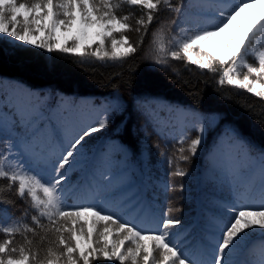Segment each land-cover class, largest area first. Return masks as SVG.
Masks as SVG:
<instances>
[{"label": "trees", "instance_id": "obj_1", "mask_svg": "<svg viewBox=\"0 0 264 264\" xmlns=\"http://www.w3.org/2000/svg\"><path fill=\"white\" fill-rule=\"evenodd\" d=\"M95 2L99 4V0ZM111 3H120V0H111ZM170 3L173 6L182 4L184 14L188 12L191 0H170ZM158 7L160 11L155 14L156 18L147 34L143 30L139 33L135 30L124 32L137 51L121 59L110 55L80 56L79 53L54 48L52 51L41 50L0 40V150L3 149L4 139L11 137L15 145L13 155H18L27 167L33 165L41 169L43 178L48 179L54 161L51 153L59 155L62 144H67L63 140V129L67 122L61 119L62 116L57 114L55 108L62 101H68L76 110L78 106L81 107L82 97L86 98L83 106L87 111L92 107L100 109L105 106L107 126L85 137L80 148L82 159L76 157L78 162L68 169V180L63 183L64 202L69 206L91 205L94 204V199L110 196L112 191L105 187V181L100 178L101 173L107 171L106 165L103 156L96 151L104 152L107 157L112 156L118 164L122 149H125L126 155L120 166L135 182L134 186L140 194L138 199L145 210L140 219L147 222H132L131 217L121 208L115 207L113 213L121 220L135 225L137 229L146 231L156 230L167 217L179 219L181 223L170 229L178 233L174 242L197 260L203 261V244L199 237L200 218L196 213L202 211L200 198L203 191L199 177L205 154L225 129L232 130L233 136L238 135L252 152L264 146V99L239 85L226 82L221 84L219 72L201 69L186 60H175L169 56L166 63H157V50L168 49V41L174 34L175 27L171 22L181 15L171 11L163 3ZM143 12L139 6H129L126 3H122L116 10L118 16L132 13L128 22L133 29L137 27L135 20ZM114 35L120 39L118 33ZM141 38L143 43H140ZM104 50L111 53L110 40L106 41ZM246 59L249 62L252 60L251 57ZM15 89H24L20 91L26 92V97L21 99L26 108L35 105L40 111V114L30 113L39 116L33 127H26L22 120L29 114L17 109L19 104L18 101L15 102ZM87 100L91 102L90 107H87ZM101 102L104 105H100ZM167 105L172 112L181 106L192 113L185 117V138L182 142L173 135L175 124L169 117L162 118ZM198 116L202 118L205 129L201 134L202 142L193 155L188 149L191 140L198 134ZM97 119L91 116L83 120L73 118L72 125L75 129L69 134V139L81 134L89 125L95 124ZM37 127L40 130L33 140H46L52 146L48 156L38 159L26 151L23 144L24 138L32 136ZM115 145H120L122 149L110 152V148ZM181 147L185 149L183 153L179 152ZM181 155L188 159H181ZM0 163L9 171L14 167V161L0 158ZM177 168L186 175H171ZM7 183L0 179V186ZM16 189L17 186H13L11 191L5 188L0 195V200L4 201L0 204V221L11 218L31 226V217L37 213L27 194L22 199L17 195ZM37 195L42 198V190L38 189ZM116 201L117 197H114V206ZM98 203L100 206L104 204L103 201ZM246 206L253 209L256 207L254 203ZM106 208L108 207L100 209L104 213H110ZM43 222L47 223L46 220ZM86 226L91 227V223L89 225L87 222ZM114 236L115 231H112V235L108 237L109 244ZM8 238L0 233V242ZM12 238L18 244L23 240L20 235ZM29 238H32L31 234ZM54 239V233L49 232L43 246L37 248L34 243L32 250L39 251L40 256H44L48 247H53L48 241ZM260 240L256 236L248 243H260ZM257 256L258 253L249 251L248 258L256 259ZM243 258L240 255L237 261ZM92 264L119 262L106 261L101 256L99 261L93 260ZM125 264H130V261Z\"/></svg>", "mask_w": 264, "mask_h": 264}, {"label": "snow or ice", "instance_id": "obj_2", "mask_svg": "<svg viewBox=\"0 0 264 264\" xmlns=\"http://www.w3.org/2000/svg\"><path fill=\"white\" fill-rule=\"evenodd\" d=\"M122 3L139 6L144 10L135 20L137 27L134 29L128 22L132 13L124 16L116 14ZM162 3L171 11L182 14L183 5L173 6L170 0H120V3L116 4L111 3V0H99L98 5L95 0H36L30 5L18 3L17 0H0V34L35 44L33 34L47 31L48 37L41 42L40 47H47L52 51L50 41L54 33L61 29L70 33L75 29L78 34L72 35L70 39L66 38L63 44L59 42L60 37L56 36L55 47L63 52L84 56L95 45L91 55H110L112 58L121 59L137 51V48L129 43V38L124 32L135 30L139 33L143 30L147 34L149 26L156 18L155 14L160 11L158 6ZM212 7L220 17V22L213 27H198L189 34L177 20H173L171 23L175 26L174 34L169 38V47L157 50L156 62L166 63L169 56L175 60L186 59L201 69L219 72V83L223 84L226 79L228 84L239 85L264 98V0H239L238 3L230 5L216 3ZM254 9L259 11L254 12ZM43 21L49 22L42 23ZM33 25L34 29L31 27ZM89 29H96L94 36L97 39L90 44L81 45V38L88 35ZM114 33L119 34V40ZM224 34H227V39L221 41L219 38ZM109 40L111 53L104 50L106 41ZM140 43H143V38ZM123 45H127L123 52L117 51L118 46ZM248 57L253 58L251 62L246 59ZM241 71L244 73L243 78L238 79ZM253 76L255 79L251 78ZM37 119L39 116L32 114L22 118L26 127H33ZM107 122L106 109L103 117L97 119L95 124L89 125L81 134L71 137L66 146L62 144L59 155L51 153L54 161L48 179L40 177L33 169L27 167L18 155H13L12 149L15 145L11 137L4 139L0 158L14 161V167L9 171L0 163V179L8 182L0 186V195L5 188L11 191L13 186H17V195L23 199L27 194L37 214L31 217V226L11 218L0 221V233L9 237L0 242V264H92L93 260L99 261L101 256L106 261H117L119 264H125L126 261H130V264H264V205H261V210L255 211L247 207L230 206L229 211L233 215L224 221L220 229L212 261L205 262L197 260L174 242L178 233L170 229L181 223L179 219L167 217L160 222L159 228L146 231L121 220L115 213L102 214L104 210L98 209L94 204H66L63 183L68 180V169L78 162L76 157L81 155L80 148L85 137L105 128ZM198 123V134L191 140L188 149L193 155L202 142L201 134L205 129L204 123ZM39 130L38 127L35 128L32 136L23 140L25 150L37 159L48 156L52 147L46 140H33ZM184 138L182 135L180 141ZM230 144L235 150L226 154L221 172L229 182L244 181L251 185L257 180L254 164L258 163V180L261 194L264 196V154L258 162L246 158L244 145L236 134ZM184 151V148H179L180 153ZM180 158L188 159L183 155ZM168 163L171 165V160ZM171 175L184 176L186 173L177 168ZM100 178L105 181V187L113 183V178L107 171L102 172ZM38 189L42 190V198L37 195ZM139 195L133 193L126 197L125 202L132 203ZM2 203L4 201L0 200V204ZM86 215L95 217L87 231L81 223V218ZM45 220L47 223L43 222ZM101 221L104 226L102 230H98L97 224ZM113 225L116 235L109 244L108 237L112 235ZM258 230L261 237L259 256L250 259L247 242L250 235ZM49 232L55 235L54 240L48 241L53 247H48L46 256L41 258L39 251H33L32 246L35 243L37 248H41ZM16 235L23 237L19 244L12 238ZM234 253H239L244 258L233 262L229 258Z\"/></svg>", "mask_w": 264, "mask_h": 264}, {"label": "rangeland", "instance_id": "obj_3", "mask_svg": "<svg viewBox=\"0 0 264 264\" xmlns=\"http://www.w3.org/2000/svg\"><path fill=\"white\" fill-rule=\"evenodd\" d=\"M18 3H35L36 0H17ZM239 0H191V3L189 4L188 12L181 14L178 16L177 21L179 24L184 27L189 34H191L192 31H194L198 27H213L214 25L218 24L220 22V17L218 15V12L214 7H212L213 4L220 3L224 5H230L238 3ZM254 12H258L259 9H254ZM243 15V14H242ZM49 21H43L42 23H48ZM22 24V21H21ZM34 29V25L31 26ZM22 30V28L20 29ZM96 29H89L88 35L86 37L81 38V45H87L90 44L94 39H97L94 36ZM78 32L73 29L70 33H65L63 29L58 30L56 33L53 34V38L50 41L52 43V48L57 49L55 47L56 44V36L60 37V43L63 44L64 40L66 38H69L72 35H77ZM48 37L47 31H42L39 33H34L32 38L36 40L35 44L27 43L26 41H19L15 39L14 37H11L7 34H0V40H3L8 43H14L18 45L23 46H29L36 49H48L47 47H40L41 42L45 41ZM118 39V38H117ZM221 41L227 39V34L222 35L219 38ZM119 40V39H118ZM118 46L117 51L123 52L124 47ZM95 48V45H93V49ZM93 49H89L87 52V56L91 55V51ZM59 50V49H57ZM84 55V56H86ZM253 59V58H252ZM186 60V59H185ZM187 61V60H186ZM190 63V62H189ZM197 66V65H196ZM243 71H241V74L237 77L238 79L243 78ZM255 79V77H251ZM225 82L227 83V80L225 79ZM264 82V81H262ZM17 91L24 90V89H16ZM259 90V89H258ZM252 93V92H250ZM254 94V93H252ZM26 95V92L23 91V96H18L15 93V98L18 101L19 106L18 110L21 112H24L26 114L30 113H36L40 114V111L36 108L35 105H32L29 108H26L25 105L21 103V99ZM255 95V94H254ZM264 99V98H263ZM88 101V106H91V102ZM86 102V98H81L80 103L81 107L78 106L76 110L73 109V104L68 103V101H62L60 106L55 108L57 114H59L62 120L67 122V126L63 129V140L67 142L69 140V134L74 131V126L72 125L73 118H78L80 120H83L86 117H96V118H102L103 112L107 109L105 106H102L100 109L92 107L90 110H85L86 107L83 106ZM77 102H74L76 104ZM160 102L157 103L159 105ZM100 105H104L103 102L100 103ZM71 108V109H70ZM67 109V110H65ZM65 110V111H64ZM192 113L188 111L187 109L183 107H176L173 112L170 111V106H166L165 113L162 115V118L169 117V120L175 124V130L173 131V135L178 137V139L181 138L183 135L185 137L184 133V124L186 123L185 117L187 115H191ZM60 119V120H61ZM198 121L203 123V120L200 116H198ZM233 132L230 129H225L219 134V139L216 141L212 147L211 150H209L205 154L204 158V164L202 167V170L200 172L199 182L200 187L203 191L202 196L200 198V202L202 204V211H199L198 214L196 213V216L198 215L200 218L199 222V237L203 244V254L205 262H211L214 256V252L216 250V245L218 243L219 237H220V229L223 227V223L226 219H228L233 213L229 211L230 206H237V207H247L246 205L249 204H255L256 207L249 208L250 210H261V205H264V196L261 194V188L259 185L258 180V163L254 164V167L256 169L257 173V180L255 183L249 185L248 183L241 181L239 183L235 182H229L228 179L225 178L223 173L221 172V165L223 160L225 159L226 154L230 150H235V147L230 144V140L233 139ZM241 140V139H240ZM242 141V140H241ZM244 145V153L246 154V158H250L254 162H258L259 158L262 154H264V146L259 147V149L256 150V152H252L248 145L243 142ZM120 145H115L110 148V152L115 151L117 149H120ZM98 154H101L103 156V162L106 165V170L108 171L110 177L113 178V183L111 186L107 187L109 190L112 191V196H102L100 199H94L92 202L99 204L102 203L103 205L101 207H108V211L110 210V213H113V209L115 207L121 208L122 210H125L132 219V221L137 222H147V220H141V215L145 213V210L142 208V205L137 198V200L132 201V203H126V197L131 196L133 193H138L137 189L135 188V182L128 176L127 171L122 169L120 164H122V157L126 154L125 151H123L122 157L119 159V163H115V159L110 156H105L104 152L96 151ZM80 160L82 159V152L81 155H78ZM46 161V160H45ZM48 163V162H47ZM29 168L33 169L35 173H37L40 177H43L40 173L42 170L34 167L33 165H30ZM48 168L51 169V166ZM30 178V177H26ZM162 183V181L160 182ZM117 197L116 205L114 206L112 203V199ZM98 208V209H99ZM109 212H102V214H108ZM95 219V217H92L90 215H86L85 217L81 218V223L84 224L85 231L88 230L86 226V222L90 223ZM104 226V222L101 221L97 224V229L102 230ZM78 228V226H76ZM112 231H115V225L112 226ZM250 231V230H249ZM67 235V233H65ZM116 235V232H115ZM260 237V230L252 233L249 237L248 242L251 240L252 237ZM93 239H95V231L93 235ZM83 240L81 243L83 244ZM247 242V248L249 251H253L254 253H258L259 256V245L253 244L252 242ZM241 254L234 253L229 259H231L233 262H236ZM46 256V255H44ZM44 256H41L43 258ZM257 256V258H258ZM251 258V257H250Z\"/></svg>", "mask_w": 264, "mask_h": 264}, {"label": "bare ground", "instance_id": "obj_4", "mask_svg": "<svg viewBox=\"0 0 264 264\" xmlns=\"http://www.w3.org/2000/svg\"><path fill=\"white\" fill-rule=\"evenodd\" d=\"M218 139H219V137H218Z\"/></svg>", "mask_w": 264, "mask_h": 264}]
</instances>
